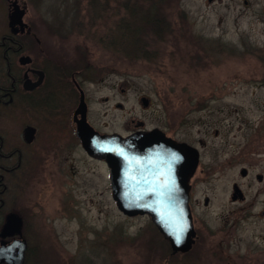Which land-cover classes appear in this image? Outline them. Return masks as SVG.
Instances as JSON below:
<instances>
[{"label": "rangeland", "instance_id": "1", "mask_svg": "<svg viewBox=\"0 0 264 264\" xmlns=\"http://www.w3.org/2000/svg\"><path fill=\"white\" fill-rule=\"evenodd\" d=\"M7 7L0 0V32ZM25 19L42 41L28 53L50 76L78 68L95 130L124 133L144 121L198 148L201 160L191 211L199 238L189 252L171 254L149 215L118 209L103 163L79 148L54 155L43 169L50 176L40 172L18 190L30 216L24 264H264V221L245 228L237 260L221 251L219 231L227 182L243 165L264 167V0H30ZM15 120L0 126L16 130ZM70 125L68 117L60 127ZM234 148L245 162L222 176Z\"/></svg>", "mask_w": 264, "mask_h": 264}, {"label": "flooded vegetation", "instance_id": "2", "mask_svg": "<svg viewBox=\"0 0 264 264\" xmlns=\"http://www.w3.org/2000/svg\"><path fill=\"white\" fill-rule=\"evenodd\" d=\"M6 1L8 2L5 13L7 24L2 29L4 31L0 32V121L11 122V115H13L18 124L16 130L15 128L11 129L12 126H7L8 128L3 124L0 126V248L18 241H25L24 264L29 254L30 216L28 206L25 204L22 207L20 204L22 196L18 190L35 179L39 180L40 172H47L45 178L50 176V171H52L50 167L49 170H43L46 168V163L50 164L51 160L55 159L54 155L61 158V151L64 152L67 149L71 151L79 148L87 157L103 163L108 171L110 186L112 169L105 160L90 156L78 137L77 121L82 116L81 113H78V107L81 103L82 93L86 103L87 119L89 113L86 93L78 81V68L76 70L68 68L65 77H52L49 66L36 63L34 57L28 52L39 49L42 46V41L34 32L35 24L31 20L27 22L25 19L29 14L30 0ZM16 10L23 12L22 24L11 26L10 16ZM25 57L27 59H24ZM151 104V100L147 106L143 104V110L149 111ZM117 107L124 109L122 104L120 106L117 104ZM4 115L5 118H3ZM68 117H71L69 128L60 127ZM132 123L133 127L128 126L129 129L127 128L124 133L117 132V134L128 138L135 133L161 130L174 141L184 142L170 136L165 129L147 126L144 121L132 120ZM52 128H58L59 131H53V133L58 134L57 138H62L59 141L54 140L58 147L50 139ZM114 133L116 132L111 134ZM67 134L68 141L65 140ZM215 135H219L217 130H215ZM200 155L199 151L198 167L189 181V205L192 213L195 205H199V201L193 194V186L196 175L200 173ZM243 157L244 154L241 153V150L236 151L234 148L231 155L222 163V176H225L226 171L234 168L236 164L245 162ZM263 169L264 167L256 168L255 164L243 165L239 168L238 174L234 173V178L226 184L225 197L230 204L228 208L226 201L222 205V224L219 229L221 251L224 252L226 258L240 259L242 256L240 254L235 257H231V255L234 250H237L241 240L245 239V228L248 225L256 224L257 221H264ZM72 176L74 175L71 174ZM110 190L112 192V186ZM203 203L209 208L212 198L205 195ZM12 215L16 217H12ZM11 218V229L9 233L4 234L3 229ZM192 218L195 231L193 248L199 238V229L195 228L194 215ZM255 231L251 230L250 238L253 239V236H256ZM260 234L264 241V232ZM174 253L171 252V254ZM254 260L256 261V259Z\"/></svg>", "mask_w": 264, "mask_h": 264}, {"label": "water", "instance_id": "3", "mask_svg": "<svg viewBox=\"0 0 264 264\" xmlns=\"http://www.w3.org/2000/svg\"><path fill=\"white\" fill-rule=\"evenodd\" d=\"M22 13L16 10L10 16L11 26L22 24ZM142 102L147 106L149 100L142 98ZM78 113L82 115L77 124L83 148L112 169V197L118 209L127 216L149 215L173 252H188L195 236L189 181L198 167V149L174 141L161 130L128 138L117 133L101 134L87 121L83 93ZM11 224L12 218L4 234L9 233ZM25 249V241L0 248V263L22 264Z\"/></svg>", "mask_w": 264, "mask_h": 264}, {"label": "trees", "instance_id": "4", "mask_svg": "<svg viewBox=\"0 0 264 264\" xmlns=\"http://www.w3.org/2000/svg\"><path fill=\"white\" fill-rule=\"evenodd\" d=\"M168 243V242H167ZM169 244V243H168Z\"/></svg>", "mask_w": 264, "mask_h": 264}]
</instances>
